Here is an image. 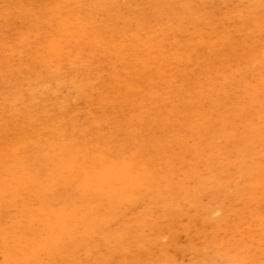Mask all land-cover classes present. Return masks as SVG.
Here are the masks:
<instances>
[{"label":"rangeland","instance_id":"1","mask_svg":"<svg viewBox=\"0 0 264 264\" xmlns=\"http://www.w3.org/2000/svg\"><path fill=\"white\" fill-rule=\"evenodd\" d=\"M263 6L0 0V264H264Z\"/></svg>","mask_w":264,"mask_h":264},{"label":"bare ground","instance_id":"2","mask_svg":"<svg viewBox=\"0 0 264 264\" xmlns=\"http://www.w3.org/2000/svg\"><path fill=\"white\" fill-rule=\"evenodd\" d=\"M86 1V0H85ZM174 1V0H173ZM191 1V0H190ZM98 2V1H97ZM263 2V1H262ZM84 3H86V2H84ZM255 3V2H254ZM257 3V2H256ZM260 3V2H259ZM92 4V3H91ZM105 4H107V3H105ZM96 5V4H95ZM94 5V6H95ZM257 5V4H256ZM105 6V5H104ZM253 6H255V5H253ZM86 7V6H85ZM97 7V6H96ZM100 7V6H99ZM105 7H109V9H110V6H105ZM111 7H112V5H111ZM264 7V6H263ZM259 8V7H258ZM257 8V9H258ZM108 9V10H109ZM256 9V8H255ZM260 9H262V8H260ZM260 9H258L257 11H262V10H260ZM264 10V9H263ZM89 11V10H88ZM98 11V10H97ZM102 11H105L104 9L102 10ZM88 13V12H87ZM101 13V12H100ZM84 14V13H83ZM97 15H99V13L97 14ZM113 15V14H112ZM114 16V15H113ZM154 16V15H153ZM258 16V15H257ZM261 16V15H260ZM85 17V16H84ZM87 18V17H86ZM90 18V17H89ZM84 19V18H83ZM111 20V19H110ZM113 20V19H112ZM134 20V19H133ZM34 22V21H33ZM110 23V22H109ZM115 23V22H114ZM138 23V22H137ZM245 23V22H244ZM243 24V23H242ZM258 24H259V22H258ZM264 24V23H263ZM85 25V24H84ZM93 25H95V24H93ZM109 26V25H108ZM111 26V25H110ZM138 26V25H137ZM116 27H117V25H116ZM243 27H245L244 25H243ZM111 28V27H110ZM260 28V27H259ZM117 29H119V28H117ZM123 29V28H122ZM109 30V29H108ZM115 31H116V29H114ZM120 30H121V28H120ZM120 30H119V32H120ZM125 30H126V28H125ZM136 30V29H135ZM253 30H255V29H253ZM257 30V33H258V30L259 29H256ZM261 31H263L262 29H260ZM102 32V31H101ZM117 32H118V30H117ZM116 32V33H117ZM118 32V33H119ZM123 32V31H122ZM260 32V31H259ZM98 33V32H97ZM109 33V32H108ZM121 33V32H120ZM166 33V32H165ZM164 33V34H165ZM252 33V32H251ZM250 33V34H251ZM256 33V34H257ZM263 33V32H262ZM122 34H124V33H122ZM253 34V33H252ZM259 34V33H258ZM261 34V33H260ZM133 35H134V33H133ZM169 35V34H168ZM254 35V34H253ZM75 36V35H74ZM100 36H102V35H100ZM129 36V35H128ZM161 36V35H160ZM252 36V35H251ZM256 36V35H255ZM98 37V36H97ZM106 37V36H105ZM130 37H131V35H130ZM141 37H142V35H141ZM102 38V37H101ZM104 38V37H103ZM107 38V37H106ZM105 38V39H106ZM147 38V37H146ZM250 38V37H249ZM111 39V38H110ZM127 39V38H126ZM151 39V38H150ZM85 40H87L86 38H85ZM100 40V39H99ZM104 40V39H103ZM135 40V39H134ZM251 40H252V38H251ZM125 41V40H124ZM130 41V40H129ZM146 41H147V39H146ZM151 41V40H150ZM142 42V41H141ZM140 42V43H141ZM144 42V41H143ZM121 43V42H120ZM148 43V42H147ZM161 43V42H160ZM133 44V43H132ZM135 45H137V44H139V43H134ZM154 44H157V43H154ZM166 44V43H165ZM44 45V44H43ZM164 45V44H163ZM126 46V45H125ZM162 46V45H161ZM25 47V46H24ZM142 48H144V46L142 47ZM141 48V49H142ZM147 48V47H146ZM176 48V47H175ZM140 49V48H139ZM136 51V50H135ZM144 52V51H143ZM152 52H153V50H152ZM157 52V51H156ZM162 52V51H161ZM260 52V51H259ZM128 53V52H127ZM261 53V52H260ZM122 54V53H121ZM126 54V53H125ZM140 54V53H139ZM158 55V54H157ZM123 56H124V54H123ZM169 57V56H168ZM162 58V57H161ZM264 59V58H263ZM162 61V60H161ZM75 64V63H74ZM156 65V64H155ZM115 68V67H114ZM62 69V68H61ZM31 70V69H30ZM33 70V69H32ZM42 70V69H41ZM80 71V70H79ZM88 71H89V69H88ZM78 72V71H77ZM33 73V72H32ZM32 75V74H31ZM77 75V74H76ZM34 76V75H33ZM54 76V75H53ZM76 77V76H75ZM74 77V78H75ZM28 80V79H27ZM29 81V80H28ZM111 83V82H110ZM29 84V83H28ZM9 85V84H8ZM10 86V85H9ZM12 91V90H11ZM49 101V100H48ZM2 102V101H1ZM38 105V104H37ZM53 105V104H52ZM39 110V109H38ZM37 110V111H38ZM33 112V111H32ZM5 115V114H4ZM19 117V116H18ZM104 143V142H103ZM106 144V143H105ZM85 148V147H84ZM92 151V150H91ZM85 153V152H84ZM139 153V152H138ZM105 155V154H104ZM119 155V154H118ZM116 156H117V154H116ZM67 157V156H66ZM106 162H108V160H106ZM118 162V161H117ZM102 164V163H101ZM100 164V165H101ZM125 168V167H124ZM123 169V168H122ZM100 176V175H99ZM81 177V176H80ZM124 177V176H123ZM80 179V178H79ZM136 179V178H135ZM100 181V180H99ZM98 181V182H99ZM102 181V180H101ZM133 181V180H132ZM139 182V181H138ZM125 184V183H124ZM127 184V183H126ZM141 184V183H140ZM93 185V184H92ZM96 185V184H95ZM104 185V184H103ZM75 187V186H74ZM108 187V186H107ZM125 187H126V185H125ZM129 187H130V185H129ZM136 187V186H135ZM142 187V186H141ZM123 188V187H122ZM137 188V187H136ZM59 189V188H58ZM72 189H75V188H72ZM130 189V188H129ZM119 191V190H118ZM108 192V191H107ZM150 193V192H149ZM64 194V193H63ZM83 194V193H82ZM92 194V193H91ZM102 194V193H101ZM114 194V193H113ZM102 196V195H101ZM133 196V195H132ZM80 197V196H79ZM86 197H87V195H86ZM104 197V196H103ZM84 199V198H83ZM24 200H25V198H24ZM36 201V200H35ZM65 201V200H64ZM76 201V200H75ZM84 201V200H83ZM55 202H57V201H55ZM107 202V201H106ZM57 203H59V202H57ZM93 204V203H92ZM133 204V203H132ZM57 205V204H56ZM75 205V204H74ZM110 206V205H109ZM123 206V205H122ZM115 207V206H114ZM109 209V208H108ZM145 210V209H144ZM0 211H2V210H0ZM12 211V210H11ZM13 211H14V209H13ZM87 211H88V209H87ZM90 212V211H89ZM99 212V211H98ZM8 213H9V211H8ZM60 213H62V212H60ZM96 213H97V211H96ZM96 213H94V214H96ZM108 213V212H107ZM38 214H40V213H38ZM47 214V213H46ZM54 214V213H53ZM1 215V214H0ZM5 215V214H4ZM103 215V214H102ZM138 215V214H137ZM140 215V214H139ZM16 216V215H15ZM97 216V215H96ZM26 217V216H25ZM75 217V216H74ZM5 218V217H4ZM65 218V217H64ZM101 218V217H100ZM113 218V217H112ZM63 219V218H62ZM68 220V219H67ZM6 220L4 219V222H5ZM1 222V221H0ZM3 222V221H2ZM3 222V223H4ZM8 223V222H7ZM20 223V222H19ZM36 224V223H35ZM2 225V224H1ZM19 225V224H18ZM3 226V225H2ZM1 226V227H2ZM79 227V226H78ZM86 227V226H85ZM51 229V228H50ZM96 235V234H95ZM28 238V237H27ZM201 238V237H200ZM16 239V238H15ZM19 239V238H18ZM218 240V239H217ZM215 242V241H214ZM45 244V243H44ZM254 245V244H253ZM7 247V246H6ZM244 252V251H243ZM261 260V259H260ZM77 261V260H76ZM5 263V262H4ZM93 264V263H92Z\"/></svg>","mask_w":264,"mask_h":264}]
</instances>
